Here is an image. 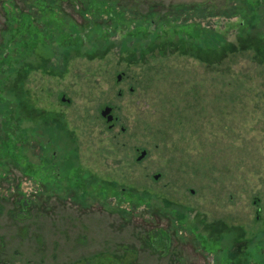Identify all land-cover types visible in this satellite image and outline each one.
<instances>
[{
  "label": "rangeland",
  "instance_id": "rangeland-1",
  "mask_svg": "<svg viewBox=\"0 0 264 264\" xmlns=\"http://www.w3.org/2000/svg\"><path fill=\"white\" fill-rule=\"evenodd\" d=\"M84 5L64 2L77 23L86 22L79 10ZM239 5L116 0L117 11L135 21L109 38L104 55L65 58L57 48L49 72L29 75L32 103L59 113L73 129L80 173L111 187L104 203H83L72 191H56L72 182L60 168L37 161L36 171L26 174L9 163L0 176V264H217L216 254L180 225L169 204L198 231L214 221L234 226L233 246L258 242L264 233V64L253 50L209 65L170 46L162 53L138 51L130 63L122 42L136 21L151 19L152 33L161 24L201 23L239 47ZM4 18L0 6V43ZM106 106L112 107L111 122L102 116ZM136 195L152 206L134 204Z\"/></svg>",
  "mask_w": 264,
  "mask_h": 264
},
{
  "label": "trees",
  "instance_id": "trees-1",
  "mask_svg": "<svg viewBox=\"0 0 264 264\" xmlns=\"http://www.w3.org/2000/svg\"><path fill=\"white\" fill-rule=\"evenodd\" d=\"M24 1L22 6L17 0H0L5 16L0 43V158L5 161H0V176H4V171H9V163L30 174L36 171V162L42 161L49 167L60 168L64 176L72 179L66 185H56V191H72L78 194L83 203L95 198L104 203L111 185L101 183L89 173H80L76 146L66 125H61L64 121L60 114L32 103L26 89V80L32 72L47 73L52 69V59L57 48L65 58L104 55L101 51L107 52L109 38L120 27L128 28L135 20L125 19L124 13L117 11L116 0H81L85 5L79 7V10L85 17V23H77L66 13V0ZM261 4L264 5V0H241V5L236 7L244 19L239 47L201 23H177L175 28H171L168 23L161 24L152 33L149 25L151 19L136 21V27L129 30L122 40L124 51L128 55L127 61L136 62L138 51L144 55L158 49L162 53L170 46L181 55L196 58L209 65L220 62L229 54L253 50L254 58L264 64ZM29 7H35L36 11L30 12L27 9ZM104 16L111 21L110 25L107 19L97 21ZM131 41L133 44L128 47L127 43ZM34 142L38 143L41 152L33 149ZM46 168L41 164L38 170L44 172ZM52 174L58 176L56 171ZM121 194L115 189V195L123 200ZM136 196L137 198L131 199L134 204L145 203L152 206L144 199L145 196ZM168 208L170 214L176 215L181 226H185L190 234H197L206 249L216 254L215 263L249 264L251 258L252 264H264L263 232L257 236L258 242L255 239L246 245L233 246L236 230L234 226L214 221L198 231L197 224L188 220V215L181 208L173 204H169ZM244 232L242 231L243 235ZM240 241L244 242V239ZM219 242L221 246H217ZM240 252L241 254H237Z\"/></svg>",
  "mask_w": 264,
  "mask_h": 264
},
{
  "label": "water",
  "instance_id": "water-1",
  "mask_svg": "<svg viewBox=\"0 0 264 264\" xmlns=\"http://www.w3.org/2000/svg\"><path fill=\"white\" fill-rule=\"evenodd\" d=\"M120 79H121V75L118 76V80H120ZM102 116L106 117L109 122L113 121L114 117H113V114H112V107L106 106L102 110ZM145 154H146V151H143L141 153L139 159L143 158Z\"/></svg>",
  "mask_w": 264,
  "mask_h": 264
},
{
  "label": "flooded vegetation",
  "instance_id": "flooded-vegetation-1",
  "mask_svg": "<svg viewBox=\"0 0 264 264\" xmlns=\"http://www.w3.org/2000/svg\"><path fill=\"white\" fill-rule=\"evenodd\" d=\"M61 125H66V128H67V130L70 132V134H71V137H72V139H73V141H74V144H75V146H76V151H77V153H78V150H77V142H76V140H75V138H74V136H73V129H70L69 127H68V123H66V122H64L63 124H61ZM34 144H35V148H36V150L37 151H40L41 152V149H40V146L38 145V143H36V142H34ZM79 161V160H78Z\"/></svg>",
  "mask_w": 264,
  "mask_h": 264
}]
</instances>
